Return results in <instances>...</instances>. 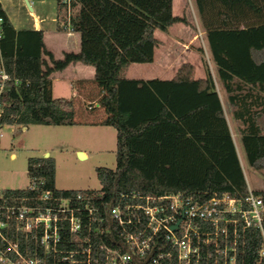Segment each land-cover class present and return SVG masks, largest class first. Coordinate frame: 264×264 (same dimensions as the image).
<instances>
[{"label":"trees","instance_id":"1","mask_svg":"<svg viewBox=\"0 0 264 264\" xmlns=\"http://www.w3.org/2000/svg\"><path fill=\"white\" fill-rule=\"evenodd\" d=\"M192 1L215 77L205 67V75L194 78L190 62L168 79L125 76L130 64L153 61L155 30L190 26L185 15L173 14V0H72L78 49L59 57L46 48L43 30L16 29L0 5V66L9 76L0 124L103 125L116 132L115 165L96 167L97 190L57 189L50 156L27 159L28 179H43L59 195L82 192L110 204L124 193H181L197 201L247 193L216 81L232 108L246 162L264 169V0ZM56 5L62 28L64 5ZM76 62L92 67V76L74 80L72 96L54 97L52 72ZM253 192L264 201V191ZM243 241L237 264H264L260 231L246 228ZM214 257L222 260L212 253L208 264ZM46 264L65 263L55 254Z\"/></svg>","mask_w":264,"mask_h":264},{"label":"built area","instance_id":"2","mask_svg":"<svg viewBox=\"0 0 264 264\" xmlns=\"http://www.w3.org/2000/svg\"><path fill=\"white\" fill-rule=\"evenodd\" d=\"M71 1L59 0L66 31ZM8 78L0 66V117ZM44 184L29 179L22 195L0 188V264H46L55 254L65 264H208L212 253L222 257L212 264H237L238 240L244 243L248 227L260 231L264 256V201L248 186L239 197L197 201L137 192L110 204L82 192L59 195Z\"/></svg>","mask_w":264,"mask_h":264},{"label":"rangeland","instance_id":"3","mask_svg":"<svg viewBox=\"0 0 264 264\" xmlns=\"http://www.w3.org/2000/svg\"><path fill=\"white\" fill-rule=\"evenodd\" d=\"M34 6V13L29 10L25 0H10L6 3L11 10L12 19L24 21L27 25L28 15H38V23L42 26L54 27L57 14L56 0H28ZM77 11V9H75ZM172 12L174 15H185L190 23L189 28L196 38L192 44H187L185 51H192L200 56L204 67L212 70L215 77L213 64L209 58L204 34L197 19L192 0H173ZM28 24H31L30 22ZM178 22L173 28L164 32L155 30L157 39L162 40L158 51H174L172 39L177 40ZM56 57L60 56V46H53ZM200 48V50H199ZM166 49V50H165ZM142 65V64H131ZM72 76L71 69L56 71L51 75L54 86V97H70L74 91L68 86V78ZM216 87L221 91V86L216 81ZM224 112L229 114L230 105L224 104ZM230 107V108H229ZM233 121V122H232ZM231 135L236 145L237 154L242 166L244 179L247 186L253 191H264V169L250 166L244 157L242 146L237 131V122L229 119ZM115 129L103 125H46V124H4L0 138V188L23 189L28 185L26 174L27 159L29 157L50 156L55 162V187L57 189H94L99 188L95 169L99 166L113 168L115 165ZM48 152L45 156L44 152ZM78 151L86 152L85 158L78 156ZM6 264H14L7 262Z\"/></svg>","mask_w":264,"mask_h":264},{"label":"crops","instance_id":"4","mask_svg":"<svg viewBox=\"0 0 264 264\" xmlns=\"http://www.w3.org/2000/svg\"><path fill=\"white\" fill-rule=\"evenodd\" d=\"M10 0H0V5L6 12L7 16L9 17L10 21L12 22L13 26L16 29H41L44 32V43L48 50H50L54 57H56V54H54L53 46L58 44L60 48H58V51H68L73 50L76 51L78 49V36L73 31H66L62 28H60V24L58 23L57 14L54 19V27L51 28L50 26H42L38 23V15H28L27 18V25L22 26L24 24V21L17 18V22H14L12 19L11 10H9L7 4ZM28 1V0H27ZM41 0H36L37 9L38 4ZM32 14L34 13V6H31ZM31 24H28V23ZM177 23L172 24L170 27H168V30L173 28ZM178 29L177 33V40L172 39L171 43L175 45L174 51H158V48L162 46V40H159V45L154 50V59L151 63L142 64V65H129L125 71V76L128 78H143V79H149V78H160V79H168L170 78L173 73L175 72V69L182 63V62H190L194 66V78H200L205 75V67L202 64V61L200 59V56H198L196 53L192 51H185L186 46L184 41L187 42V44H192V42L195 40L196 36L193 33V31L189 28V25H185L180 23V26L176 27ZM155 35V34H154ZM165 35V32H164ZM166 50V49H165ZM60 53V55H61ZM70 68L72 76L68 78V86L72 89L71 83L80 78H89L92 76L93 68L81 64L79 62L71 63L68 66H66L63 70ZM211 70V67H210ZM60 71V70H59ZM62 71V70H61ZM56 72V71H54ZM52 72V74L54 73ZM51 74V75H52ZM217 89L219 96L221 98V101L224 104L228 105L227 100L224 96L223 88ZM54 91V86H52V95ZM74 91V90H73ZM74 94V93H73ZM231 107V106H230ZM229 107V108H230ZM232 108L229 110V114L225 113V117L227 120V123L230 128V122L229 119L234 120L232 117ZM225 111V110H224ZM233 122V121H232ZM231 131V128H230ZM84 156H86V152H82ZM44 155H48V152H44Z\"/></svg>","mask_w":264,"mask_h":264},{"label":"water","instance_id":"5","mask_svg":"<svg viewBox=\"0 0 264 264\" xmlns=\"http://www.w3.org/2000/svg\"><path fill=\"white\" fill-rule=\"evenodd\" d=\"M25 3H26V5L28 6L29 10H31V7H30V5H29V3H28L27 0H25ZM46 156H47V155H46ZM78 156H79L80 158H85L84 154H83L81 151H78Z\"/></svg>","mask_w":264,"mask_h":264}]
</instances>
